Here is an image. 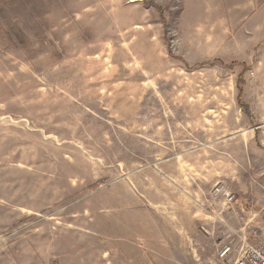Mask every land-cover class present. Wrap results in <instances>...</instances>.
I'll return each instance as SVG.
<instances>
[{"label": "rangeland", "instance_id": "obj_1", "mask_svg": "<svg viewBox=\"0 0 264 264\" xmlns=\"http://www.w3.org/2000/svg\"><path fill=\"white\" fill-rule=\"evenodd\" d=\"M263 229L264 0H0V264H232Z\"/></svg>", "mask_w": 264, "mask_h": 264}, {"label": "built area", "instance_id": "obj_2", "mask_svg": "<svg viewBox=\"0 0 264 264\" xmlns=\"http://www.w3.org/2000/svg\"><path fill=\"white\" fill-rule=\"evenodd\" d=\"M215 196H220L224 205L233 203L234 197L223 187L216 188ZM222 252V256L233 254L232 264H264V229L253 241L246 238L239 240L237 248L227 246Z\"/></svg>", "mask_w": 264, "mask_h": 264}, {"label": "trees", "instance_id": "obj_3", "mask_svg": "<svg viewBox=\"0 0 264 264\" xmlns=\"http://www.w3.org/2000/svg\"><path fill=\"white\" fill-rule=\"evenodd\" d=\"M214 65H219V66L228 67V68H233L236 65H241V67L244 68V64H237V63L224 64L221 60H214L212 62H207V63L201 64L199 66L213 67ZM242 84H243V79H242V74H240L238 76V80H237V84H236L237 89H238L237 105L239 106L240 110H243L245 116L248 117V115H249L248 108L245 104L241 103V98H242V93H243L241 90Z\"/></svg>", "mask_w": 264, "mask_h": 264}]
</instances>
